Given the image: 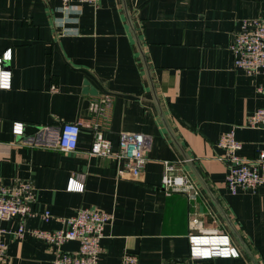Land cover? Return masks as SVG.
<instances>
[{
    "label": "crops",
    "instance_id": "crops-1",
    "mask_svg": "<svg viewBox=\"0 0 264 264\" xmlns=\"http://www.w3.org/2000/svg\"><path fill=\"white\" fill-rule=\"evenodd\" d=\"M61 7L0 0V58L12 52L0 63L12 74L10 89H0V186L31 181V208L53 215L1 223L7 264H53L54 249L34 232L66 229L64 220L82 208L113 215L101 264H123L126 255L137 264H264V187L230 192L217 145L233 130L242 159L264 150V128L248 126L264 106V74L236 68L231 48L244 20L264 18V0H100L74 4L70 15ZM106 93L114 96L106 134L114 149L122 133L151 139L139 177L119 176L118 162L90 155L88 128L76 151L24 143L46 125L89 122L91 102ZM16 122L23 136L14 134ZM165 161L190 178L196 200L164 191ZM72 179L82 192L69 190ZM208 233L227 235L240 257L193 259L190 238ZM78 248L69 241L60 250Z\"/></svg>",
    "mask_w": 264,
    "mask_h": 264
},
{
    "label": "built area",
    "instance_id": "built-area-1",
    "mask_svg": "<svg viewBox=\"0 0 264 264\" xmlns=\"http://www.w3.org/2000/svg\"><path fill=\"white\" fill-rule=\"evenodd\" d=\"M100 0H61V10L70 15L74 10V4L97 5ZM68 19L62 22L67 23ZM234 53V65L242 69L248 75L257 77L264 74V18L246 19L240 30L235 34L231 46ZM12 52L4 53L2 60H11ZM11 72L2 70L0 65V89H10ZM264 93L263 88H259ZM114 96L110 93L103 94L90 104L91 119L88 122L65 123L62 125H46L35 134L25 137L26 145L37 149H59L61 151H76L79 146L82 128L91 129L94 132L89 154L102 159L116 161L120 164L119 176L131 173L139 177L146 169L151 149V139L143 133H122L119 139L118 150L114 149L113 142L107 138L112 117L111 110ZM248 126L252 128H264V106L258 109L248 119ZM13 132L17 136L24 135L23 125L14 123ZM217 145L224 150L221 158L227 165L226 186L233 194L240 189L255 190L264 187V150L260 151L258 158L247 161L239 156L242 144L236 138L235 131L223 134ZM161 186L171 195L180 193L190 201L196 200L199 191L187 175L178 174L175 161H165ZM70 191L82 192L84 185L77 179H72L69 185ZM34 195V187L31 181H21L12 187L0 186V236L4 233L1 223L15 218L22 221L29 217L41 218L50 221L53 215L49 211L36 212L29 204ZM113 221V215L92 208H82L77 213L64 220L66 229L55 232H34L45 239L52 246L56 254L53 264H101V242L105 238V230ZM191 228L199 230L198 221L194 220ZM24 222L20 225L17 234L26 232ZM69 241L79 243L75 252H63L61 246ZM191 257L197 260H207L217 257L237 258L240 253L230 244L229 237L224 234L208 233L192 235ZM135 256L126 255L123 264H137ZM0 264H7L6 254L0 250Z\"/></svg>",
    "mask_w": 264,
    "mask_h": 264
},
{
    "label": "water",
    "instance_id": "water-1",
    "mask_svg": "<svg viewBox=\"0 0 264 264\" xmlns=\"http://www.w3.org/2000/svg\"><path fill=\"white\" fill-rule=\"evenodd\" d=\"M86 86H87V90H88L89 92H93V91H92V88L90 87L89 84H87ZM92 94H93V93H92Z\"/></svg>",
    "mask_w": 264,
    "mask_h": 264
}]
</instances>
